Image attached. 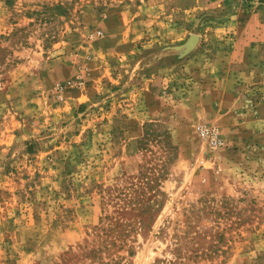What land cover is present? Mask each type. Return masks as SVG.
Segmentation results:
<instances>
[{"label":"rangeland","instance_id":"374dc122","mask_svg":"<svg viewBox=\"0 0 264 264\" xmlns=\"http://www.w3.org/2000/svg\"><path fill=\"white\" fill-rule=\"evenodd\" d=\"M193 5L0 0V264H264V58Z\"/></svg>","mask_w":264,"mask_h":264},{"label":"crops","instance_id":"0c3cea01","mask_svg":"<svg viewBox=\"0 0 264 264\" xmlns=\"http://www.w3.org/2000/svg\"><path fill=\"white\" fill-rule=\"evenodd\" d=\"M196 2L198 5H193V10H200L207 16V21L201 25L203 27L201 34L204 33L201 37L204 40L222 41L223 45L230 44L229 58L237 59L232 60L228 66L217 65V61L211 63L222 70L226 68V76L220 83H225L223 80L232 82L235 77L246 79L254 72H259V66L249 64L248 59L264 58V9L255 7L246 0H196ZM138 24L140 21H134L132 18L128 28L135 29ZM138 34L130 33L128 40H135L139 37ZM218 86L219 83L214 84L212 90L216 91ZM233 97L239 98L235 93Z\"/></svg>","mask_w":264,"mask_h":264},{"label":"built area","instance_id":"2783aa9c","mask_svg":"<svg viewBox=\"0 0 264 264\" xmlns=\"http://www.w3.org/2000/svg\"><path fill=\"white\" fill-rule=\"evenodd\" d=\"M198 132L203 139L210 141V143L214 144L217 142L216 135L210 127L205 125L198 126Z\"/></svg>","mask_w":264,"mask_h":264},{"label":"trees","instance_id":"16d2710c","mask_svg":"<svg viewBox=\"0 0 264 264\" xmlns=\"http://www.w3.org/2000/svg\"><path fill=\"white\" fill-rule=\"evenodd\" d=\"M101 264H103V263H101ZM105 264H110V263H105Z\"/></svg>","mask_w":264,"mask_h":264}]
</instances>
